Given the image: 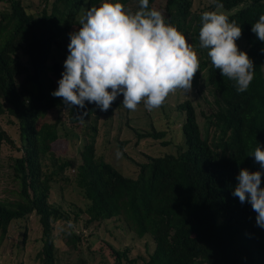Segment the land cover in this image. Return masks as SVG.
<instances>
[{"label": "trees", "instance_id": "16d2710c", "mask_svg": "<svg viewBox=\"0 0 264 264\" xmlns=\"http://www.w3.org/2000/svg\"><path fill=\"white\" fill-rule=\"evenodd\" d=\"M24 1L0 0L5 6L0 9V117L17 131L14 139L0 126V156L4 145L18 155L11 162L10 197L0 196V243L12 221L34 214L41 234L37 264H94L81 256L64 263L57 258L54 224H67L61 230L64 243L77 252L82 233L75 227L85 216V228L112 219L136 238L152 242L145 264H264V229L255 224L250 204L231 195L240 168L259 169L249 155L257 142L264 147V42L250 31L264 13V0H218L221 9H235L228 18L241 27L237 40L245 44L243 51L254 65L253 79L243 92L212 67L207 50L199 47L200 14L218 9L213 0L200 12L192 10L194 0H166L163 7L157 6L158 0H149V7L161 11L167 23L191 37L200 56L192 81L194 101L187 98L176 106L181 136L176 153L140 163L137 177L119 172L97 154L100 111L94 103L71 109L60 97L50 95L63 70L68 34L79 27L78 15L98 6L99 0H42L39 10ZM120 2L125 9L129 4H137L133 11L138 8V0ZM19 55L27 62H21ZM199 80L206 91L196 89ZM199 95L208 107L199 110L203 124L193 104ZM120 107L117 96L103 112L108 116ZM81 112H86L83 118L78 116ZM50 113H55L53 119ZM62 114L72 128L96 117L78 163L55 155L57 142L70 141ZM165 135L164 130L153 129L138 136L162 139ZM59 183H72L83 207L66 211L51 203L52 187ZM22 237H27L26 226ZM112 253L115 264L136 261L128 260L126 250L112 249Z\"/></svg>", "mask_w": 264, "mask_h": 264}, {"label": "clouds", "instance_id": "9594fccd", "mask_svg": "<svg viewBox=\"0 0 264 264\" xmlns=\"http://www.w3.org/2000/svg\"><path fill=\"white\" fill-rule=\"evenodd\" d=\"M217 8L222 4L213 0ZM79 27L70 32L63 70L50 92L66 108L94 103L100 111L109 109L122 94L121 104L135 110L140 102L146 110L160 107L169 93L188 95L199 61L191 44L176 27L166 22L161 11L150 8L149 0H138L135 11L126 10L120 0H99L79 17ZM250 31L264 42V13ZM241 27L216 10L200 14L199 47L207 50L212 67L234 81L237 92L246 91L253 79V62L235 41ZM264 51V50H262ZM86 112L78 116L83 118ZM119 155V153H117ZM259 169L240 168L231 195L247 202L255 213V224L264 229V147L249 154Z\"/></svg>", "mask_w": 264, "mask_h": 264}, {"label": "rangeland", "instance_id": "374dc122", "mask_svg": "<svg viewBox=\"0 0 264 264\" xmlns=\"http://www.w3.org/2000/svg\"><path fill=\"white\" fill-rule=\"evenodd\" d=\"M248 1L245 0L247 3ZM24 2L32 10L41 9L40 3L42 0H25ZM165 2L166 0H158L157 6L163 7ZM193 2L192 10L200 12L202 9L206 10L207 6L209 7L211 0H194ZM244 6L245 4L242 5V7ZM4 7V5H0V9L3 10ZM136 7L137 4H129L126 10L133 11ZM216 11L223 12L228 17L235 12V9L228 12L218 8ZM79 17L80 15H78ZM181 33L185 36L186 42L191 44L198 58L200 53L196 50L191 37L185 32ZM235 43L240 50L244 49L245 44L243 42L236 40ZM19 58L21 62H27L25 57L19 55ZM202 82L201 80L197 82L196 89L206 91L204 87L202 88ZM193 91L194 84L192 83V89L188 95L183 94L179 89L171 92L160 107L154 108L151 111L144 108L143 102H140L135 110L126 109L122 105V107L116 109L108 116L99 110L97 118L93 117L80 128L70 127L66 117L62 114L63 128L70 141L57 142L54 148L55 155L78 163L83 141L85 138H89L87 136L90 133L89 127L94 118H96L95 148L97 154L102 155L119 172L129 177H137L140 163H147L153 157L176 153L175 146L181 141L179 121L177 119L179 115L177 114L176 106L187 98L194 101ZM118 97L122 101V94L118 95ZM199 98L196 101L200 103V106L197 102H193V104L197 107V116L201 123L203 118H201L199 110L202 108L205 111L208 107L200 95ZM54 116L55 113L48 115L50 119H53ZM0 126L7 129L12 138H17V131L13 127H9L6 119L3 117H0ZM153 129L157 131L164 130L166 132L165 137L155 139L151 136H146L145 138L138 136L139 134L153 131ZM162 142H168V145H163ZM14 156H18L14 149L11 150L7 145L2 147L0 156V196L4 198L10 197L8 190L12 175L11 162ZM71 175H73V170H70L68 173L69 177ZM50 201L66 211H70L76 206L83 207L84 203L81 195L72 183L53 185ZM85 218V216H82L75 227L77 233H82V241L77 252L69 250L64 243L61 230L63 228L66 229L67 224L60 221L54 224L57 258L60 263H64L68 258L74 261L76 256H81L94 264H115L116 258L112 253V249H115L123 252L126 250L128 260H136L132 264H145L143 259H147L148 254L151 253L152 242L147 241L145 238H136L132 233H128L120 222L112 219L94 223L85 228ZM24 226H26L27 230V237L25 239L22 237ZM40 236L39 224L34 214L21 222L12 221L8 227V234L0 243V264H37L35 262V255L41 248ZM121 264L130 263H127L123 259Z\"/></svg>", "mask_w": 264, "mask_h": 264}]
</instances>
